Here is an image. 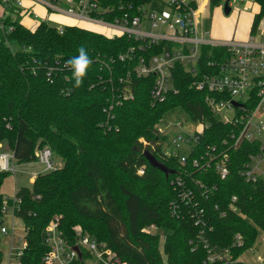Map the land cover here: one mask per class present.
<instances>
[{
    "label": "trees",
    "instance_id": "16d2710c",
    "mask_svg": "<svg viewBox=\"0 0 264 264\" xmlns=\"http://www.w3.org/2000/svg\"><path fill=\"white\" fill-rule=\"evenodd\" d=\"M101 1L106 6H118L130 0ZM223 1L210 0V6ZM254 1L259 10L251 34L264 18V0ZM20 13L19 7L10 6L0 17V143L8 144L20 164L34 163L35 152L45 147L63 161L61 167L38 173L31 187L21 186L15 194L17 202L2 193L11 172L0 171V228L3 206L14 203L15 216L25 226L27 247L20 264H45L49 246L43 233L56 215L61 217L70 243L76 239L74 228L80 226L93 238L106 242L128 264H164L165 260L166 264H224L207 262L204 245L191 243L200 231L184 204L180 216L172 215L170 203L178 191L171 180L184 166L176 158H164L157 145V126L176 108L192 119L210 120L199 150L221 144L239 129L211 112L205 103L206 92L193 86L199 75L177 66V91L155 102L151 96L155 78L138 77L133 72L135 61L117 57L130 46H137L134 40L109 38L75 25H66L61 33L46 21L31 29L22 23ZM80 46L87 50L92 63L82 85L76 87L72 70L54 72V64L77 56ZM215 50L203 49L199 61L202 71L211 70L207 63ZM121 77L131 78L133 97L119 102L116 89L122 87ZM113 102V115L108 116L106 108ZM141 139L157 145V150L145 147ZM145 150L175 173L167 177L152 166L143 154ZM258 151L256 141L231 149L225 179L214 169L202 173L187 167L196 178L215 187L209 204L219 207L211 208V245L229 248L236 259L253 247L260 230H264V177L252 182L240 174L251 154ZM185 181L191 186L188 175ZM234 196L236 201H232ZM151 224L169 231L162 246L159 233L144 231ZM237 235L241 245L236 242ZM237 264L254 263L240 260Z\"/></svg>",
    "mask_w": 264,
    "mask_h": 264
},
{
    "label": "built area",
    "instance_id": "2783aa9c",
    "mask_svg": "<svg viewBox=\"0 0 264 264\" xmlns=\"http://www.w3.org/2000/svg\"><path fill=\"white\" fill-rule=\"evenodd\" d=\"M0 1L4 11L10 6H17L21 10L25 8L24 0ZM31 1L44 6L49 14L56 13L71 18L72 22L67 25L83 28H86L83 25L85 23L95 25L108 33L96 32L109 38L127 37L137 42V46H130L117 57L120 61H135L133 72L138 77L155 78L151 89V96L155 102H162L170 92L177 91L174 83V71L177 66L181 65L186 71L199 75L193 81V86L199 91L206 92L205 103L211 112L222 121L239 126V129L230 133L221 144L208 146L203 150H199V141L210 120L201 121L190 117L195 124L194 130H185L183 122H178L182 129L171 140H168L167 133L160 123L157 126L160 136L157 145L161 148L162 156L176 158L184 166L182 173H177L171 180V185L178 191L177 198L170 203L172 215L182 214V204L187 207V213L200 231L198 238L191 243L204 245L207 249V262L237 264L242 259L234 258L229 248H216L209 241L208 235L212 230L210 224H213L211 208L219 207V204L215 206L209 204L214 196L215 187L208 185L203 179L196 178L192 172L195 170L203 173L214 169L221 179H225L229 173L230 150L237 149L243 142L256 141L259 144V151L251 154L240 174L252 182L264 177V122L257 120L260 118L259 114L264 115V28H261V23L245 40L234 38L224 40L211 35L206 19L202 24L198 22L199 14H205L211 7L210 0H156L164 5L163 10L152 6L155 0H130L118 6L103 5L101 0ZM32 15L35 18L39 17L38 14ZM65 26L57 29L63 33ZM0 28L3 29L1 23ZM204 48L216 49L214 58L207 63L210 71H202L199 66ZM139 52L143 54H138ZM102 64L107 65L106 62ZM66 65L67 62L61 64L60 61H56L54 72L64 68L71 69ZM119 82L122 87L116 89L117 100L120 102L132 98L131 78L121 77ZM234 102L239 105L236 106ZM113 108L114 102L106 108L108 116L113 115ZM227 109L234 110L233 117L223 118V113ZM141 141L145 147L150 145L153 150H157V145L144 139ZM35 156L37 160L34 163L44 164V171L56 169L50 148L38 149ZM14 160L16 159L13 153H1L0 171L16 173L17 165L13 164ZM189 166L193 171L187 169ZM186 175L189 176L191 186L185 181ZM17 200L18 198L14 196V202ZM232 201H236L235 196ZM15 209L14 203L3 206L2 211L6 213L11 210L15 215ZM74 229L76 239L74 243H70L63 232L61 217L56 215L51 220L43 233L44 240L49 246V251L43 258L45 264H128L106 242L93 238L80 226ZM158 230L155 224L144 228L145 232L152 234H156ZM0 231L3 234L9 232L6 226H2ZM20 240L14 238L11 247V256L15 259V264H20L21 256L27 247L25 237L23 246H20ZM236 242L238 245L242 244L240 235L236 236Z\"/></svg>",
    "mask_w": 264,
    "mask_h": 264
},
{
    "label": "rangeland",
    "instance_id": "374dc122",
    "mask_svg": "<svg viewBox=\"0 0 264 264\" xmlns=\"http://www.w3.org/2000/svg\"><path fill=\"white\" fill-rule=\"evenodd\" d=\"M226 1H229V4L231 3L230 6L232 9L230 14L228 15L225 14L224 11V6ZM152 6L157 9H161V10L164 9V5L156 0L154 1V4ZM3 9L4 6L0 1V13L4 11ZM258 10H259L258 5L257 3H255L254 0H225L220 5L209 7L205 11V14L200 13L198 16V22L199 24H202L206 19V25L210 27L212 36H214L217 29L223 27L233 33V35H231L232 37L234 36L235 39H239L241 35L245 37L246 36L248 37L250 35L248 29L251 24V19H253L252 16L255 15V13H257ZM34 12L36 11L34 10ZM31 18L34 21L30 20V18L28 17L22 18V22H26L31 29H35L38 26V24L41 21H43L41 20V18H35V17H31ZM45 21L52 26L60 27L71 23L72 19L65 15L51 13L50 16ZM85 24L83 25L86 28H89L90 30L103 32L104 34L108 33L102 27L90 25V24L85 25ZM261 25H262L261 28H264V21H261ZM234 113L235 112L233 109H227L223 113V118L233 117ZM259 116L260 118L259 119L256 118V119L259 122H264V115L259 114ZM180 121L183 122V129L185 130L195 129V124L192 122L190 116L183 109L176 108L168 112L165 115L164 119L160 122V125L165 129L167 133L168 140H171L182 129L178 125V122ZM52 161L54 162V166L56 168L63 166L62 159L56 154H53ZM16 164H17V172L16 173L11 172L8 175V177L5 179L3 185V189L5 191H7L8 187L10 188L12 184L13 186L17 184L19 188L21 186L31 187L32 186V182L30 181L31 175H34L36 172L37 173L40 172V170L42 172L44 171L45 168V165L41 163L20 164L16 162ZM3 226H6L9 232L7 234H3L0 231V250L2 252L0 264H8L11 245L13 244L14 241L13 233L16 237L17 236L21 237L19 244L20 246H23L25 228L23 225V220L15 216L11 210L5 213ZM157 233L161 235V246H162L165 237L169 233V231L166 229H159ZM259 257L264 260V230H260L253 244V247L245 251L241 256V259L245 262L259 264L260 262ZM12 260L14 262L15 259ZM164 264H166V260Z\"/></svg>",
    "mask_w": 264,
    "mask_h": 264
},
{
    "label": "crops",
    "instance_id": "0c3cea01",
    "mask_svg": "<svg viewBox=\"0 0 264 264\" xmlns=\"http://www.w3.org/2000/svg\"><path fill=\"white\" fill-rule=\"evenodd\" d=\"M24 5H25V8H23L21 10V13H20L21 21H22V18H25V17H28V18H30V20H32V18H31V17H33L32 14H38L39 17H37V18H41V20H46L50 16V14L47 12V10H46V8L44 6H42L40 4L33 3L31 0H24ZM34 10L36 12H34ZM4 12L5 11L0 13V17L4 15ZM252 18H254V15L252 16ZM32 21H34V20H32ZM252 22H253V19H251V24H250V27L248 29L250 34H251ZM22 23H24L27 27H29L26 22H22ZM231 35H233V33L231 31H229L228 29H225V28L222 27V28H219V29L216 30V33L214 34L213 37L218 38V39H224V40L233 39V38L235 39V37L234 36L232 37ZM248 37L247 36L245 37V36L241 35L238 40H245ZM5 152H12V150L9 148V146H8V144L6 142H2V143H0V154L1 153H5ZM16 162L18 163L17 160L16 161L14 160L13 164H16ZM40 172H41V170H40ZM40 172H38V173H40ZM31 176L32 177L30 178V181L34 182V180H35V178L37 176V172L34 174V177H33V175H31ZM3 185H2V193L4 194V196L6 198H13L15 196L16 192L19 189L17 184L15 186H13V184H12L10 186V188L8 187L7 191H5L3 189ZM23 225H24V222H23ZM24 228H25V226H24ZM25 235H26V231H25ZM14 238H17V239L20 238L21 239V237H18V236L16 237L14 235V233H13V239ZM13 244H14V241H13ZM13 244L11 245V247L13 246ZM12 259H14V258H13V256H11V249H10V256H9L8 264H15V260L13 262ZM259 260H260L259 263H264V260L261 259L260 257H259Z\"/></svg>",
    "mask_w": 264,
    "mask_h": 264
},
{
    "label": "clouds",
    "instance_id": "9594fccd",
    "mask_svg": "<svg viewBox=\"0 0 264 264\" xmlns=\"http://www.w3.org/2000/svg\"><path fill=\"white\" fill-rule=\"evenodd\" d=\"M78 53L79 54L71 58L66 65L70 67L73 72L76 87L82 85L83 78L87 75V70L92 63L87 50L83 46L78 48Z\"/></svg>",
    "mask_w": 264,
    "mask_h": 264
},
{
    "label": "water",
    "instance_id": "95a60500",
    "mask_svg": "<svg viewBox=\"0 0 264 264\" xmlns=\"http://www.w3.org/2000/svg\"><path fill=\"white\" fill-rule=\"evenodd\" d=\"M231 10L232 9H231V6L229 4V1H226L225 6H224L225 14H227V15L230 14ZM234 104L236 106L239 105V103H237V102H234ZM143 154L152 166L159 168L162 172H164L166 174L167 177L170 173H175V170L168 168L166 165H164L162 162H160L150 150H145Z\"/></svg>",
    "mask_w": 264,
    "mask_h": 264
}]
</instances>
